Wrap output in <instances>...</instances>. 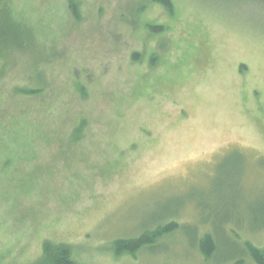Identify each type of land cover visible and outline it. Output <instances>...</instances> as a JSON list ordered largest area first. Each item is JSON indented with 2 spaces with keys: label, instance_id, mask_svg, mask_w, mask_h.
<instances>
[{
  "label": "rangeland",
  "instance_id": "obj_1",
  "mask_svg": "<svg viewBox=\"0 0 264 264\" xmlns=\"http://www.w3.org/2000/svg\"><path fill=\"white\" fill-rule=\"evenodd\" d=\"M11 1L36 49L0 56V264L45 238L83 264H217L204 232L218 260L264 248V0H78L79 20L67 0Z\"/></svg>",
  "mask_w": 264,
  "mask_h": 264
},
{
  "label": "trees",
  "instance_id": "obj_2",
  "mask_svg": "<svg viewBox=\"0 0 264 264\" xmlns=\"http://www.w3.org/2000/svg\"><path fill=\"white\" fill-rule=\"evenodd\" d=\"M161 4L171 14L173 12V6L171 0H154ZM68 10L71 15L79 20L80 4L78 0H67ZM26 21V19H25ZM24 21V17L15 8L14 3L11 0H0V56L7 52H30L35 41L34 32ZM155 31L163 32L165 30L163 25L151 26ZM152 29V30H153ZM31 43V44H30ZM158 51V50H157ZM159 52V51H158ZM157 53L152 54L153 58ZM135 56V55H134ZM135 58V57H134ZM37 78H41V82L38 85H33L30 89L20 90L25 94L38 93L44 84V74L38 73ZM83 121L74 128V133H80L84 127ZM80 139V135L76 137ZM158 223V224H157ZM153 228L143 229L135 237L123 239L120 238L114 242V248L117 253L127 252L132 255L136 254L140 250L146 248H152L161 241L165 236L173 233L179 224L175 220H169L166 222H157ZM216 237V236H215ZM210 232H204L194 242L206 258H212L217 261V264H224V262L232 259L233 264H244L242 256L246 254L254 264H264V248L257 247L250 241H245L241 246L238 254H232L225 260H218L217 254H219L220 241L217 240ZM234 255V256H233ZM20 264H83L77 261L73 256L72 247L66 243L54 242L49 238H45L42 242L41 254L34 261H29Z\"/></svg>",
  "mask_w": 264,
  "mask_h": 264
}]
</instances>
